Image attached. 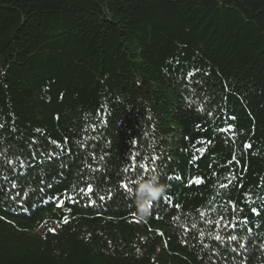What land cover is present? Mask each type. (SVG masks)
I'll use <instances>...</instances> for the list:
<instances>
[{"label": "trees", "instance_id": "1", "mask_svg": "<svg viewBox=\"0 0 264 264\" xmlns=\"http://www.w3.org/2000/svg\"><path fill=\"white\" fill-rule=\"evenodd\" d=\"M0 264H264V0H0Z\"/></svg>", "mask_w": 264, "mask_h": 264}, {"label": "clouds", "instance_id": "2", "mask_svg": "<svg viewBox=\"0 0 264 264\" xmlns=\"http://www.w3.org/2000/svg\"><path fill=\"white\" fill-rule=\"evenodd\" d=\"M168 186L161 183L157 176L152 175L147 180H141L137 190V204L147 214L149 202L157 201L167 193Z\"/></svg>", "mask_w": 264, "mask_h": 264}, {"label": "snow or ice", "instance_id": "3", "mask_svg": "<svg viewBox=\"0 0 264 264\" xmlns=\"http://www.w3.org/2000/svg\"><path fill=\"white\" fill-rule=\"evenodd\" d=\"M198 182H199V181H198ZM87 191H88V192H92V188H91V186L88 187ZM101 199H103V197H101ZM165 199H167V198L165 197ZM64 222L66 223L67 221L65 220Z\"/></svg>", "mask_w": 264, "mask_h": 264}]
</instances>
